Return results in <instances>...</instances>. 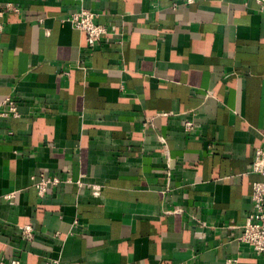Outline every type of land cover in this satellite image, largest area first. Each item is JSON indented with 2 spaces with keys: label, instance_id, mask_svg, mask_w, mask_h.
I'll use <instances>...</instances> for the list:
<instances>
[{
  "label": "crops",
  "instance_id": "crops-1",
  "mask_svg": "<svg viewBox=\"0 0 264 264\" xmlns=\"http://www.w3.org/2000/svg\"><path fill=\"white\" fill-rule=\"evenodd\" d=\"M9 96L1 262L264 264L238 240L264 180V0H0Z\"/></svg>",
  "mask_w": 264,
  "mask_h": 264
},
{
  "label": "built area",
  "instance_id": "built-area-1",
  "mask_svg": "<svg viewBox=\"0 0 264 264\" xmlns=\"http://www.w3.org/2000/svg\"><path fill=\"white\" fill-rule=\"evenodd\" d=\"M188 3L193 0H187ZM97 14L90 10H80L70 15L69 21L74 28L86 33L89 47H94L98 41L107 33V28L96 21ZM0 115L2 116H19L18 104L14 97H7L0 104ZM193 122L188 121L186 127H192ZM252 169L264 176V147L258 148L252 163ZM60 182L58 177L41 178L35 182V186L41 195L46 194L50 184ZM252 211L247 216L246 221L241 226V234L238 237L243 243L248 244L258 254H264V180L255 182L253 193L251 195ZM22 233L31 238L34 228L32 225L22 226ZM234 259H228V263L235 262ZM0 264H20L19 260H12L10 263L1 262Z\"/></svg>",
  "mask_w": 264,
  "mask_h": 264
}]
</instances>
